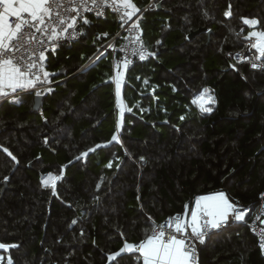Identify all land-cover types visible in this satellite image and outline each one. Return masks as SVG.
I'll list each match as a JSON object with an SVG mask.
<instances>
[{"label":"trees","instance_id":"1","mask_svg":"<svg viewBox=\"0 0 264 264\" xmlns=\"http://www.w3.org/2000/svg\"><path fill=\"white\" fill-rule=\"evenodd\" d=\"M151 1L133 0L140 11ZM243 18L264 30V0H155L143 11L139 25L154 55L126 72L122 96L132 111L117 140L111 55L78 73L115 36L111 15L49 55L51 79L60 82L42 94L39 111L28 93L22 104L0 105V242L16 245L0 251L5 263L109 264L124 242L144 239L202 195L226 192L256 211L264 195V58L261 71L230 62L253 30ZM204 88L215 98L210 113L193 103ZM49 175L60 177L55 189L43 183ZM129 255L122 264H142ZM199 264L264 257L237 226L206 239Z\"/></svg>","mask_w":264,"mask_h":264},{"label":"snow or ice","instance_id":"2","mask_svg":"<svg viewBox=\"0 0 264 264\" xmlns=\"http://www.w3.org/2000/svg\"><path fill=\"white\" fill-rule=\"evenodd\" d=\"M105 6L120 13L122 27L140 12L133 0H0V8L3 9L0 11V102L22 104L21 94H31L30 90L37 86L41 87V91H35L34 94L39 99L43 86L50 83V73L45 70L47 53L54 52L57 47L83 35L84 26L90 23L86 14L94 12L100 17ZM225 16H231V11H226ZM243 23L255 28L258 21L243 18ZM131 27L138 33L134 40L140 41L138 22H134ZM103 35L107 36V33ZM245 39L251 41L250 47L258 52L256 59L264 58V30L251 31ZM136 53L141 60L154 55L148 53L143 44ZM128 62L125 61V67ZM252 67L257 68L259 65L253 63ZM115 82L119 98V72ZM47 91L50 92L51 89ZM209 92L210 89L204 88L199 97L193 100L202 113H210L212 109L206 105L215 103V98ZM120 110L123 112L122 105ZM119 127L118 122L117 128ZM112 139L117 140V136L114 135ZM3 151L12 155L6 148ZM12 158L15 159L14 156ZM108 166L111 167V164ZM58 179L60 177L49 175L43 183L55 189ZM245 215V211L238 210L223 192L202 195L195 200L190 219H186L187 214L170 217L167 229L163 225H153L151 234H146L141 242L135 245L124 242L107 259L109 264H122L125 258H132L129 254H138L135 258L142 261V264H197L195 241L204 243L208 232L221 228L230 216L242 221ZM188 229L191 230L190 234ZM14 247L16 245L0 242V250L6 251ZM260 247L264 250V230L260 233ZM8 264H13L10 258Z\"/></svg>","mask_w":264,"mask_h":264},{"label":"built area","instance_id":"3","mask_svg":"<svg viewBox=\"0 0 264 264\" xmlns=\"http://www.w3.org/2000/svg\"><path fill=\"white\" fill-rule=\"evenodd\" d=\"M2 10L3 9L0 8V11H2ZM102 11H103V15L100 17L96 16L94 12H89L86 14L87 19L90 21V23L87 26H84L83 31L85 32V30L94 21L102 20V19L106 18L108 15L113 16L115 23H116L117 31H116L115 36L106 45L99 46L97 48L95 56L93 57V59L88 64L89 65L92 64L97 59H99L103 54L109 53L111 55L110 67H111L112 73L115 74L121 68H123L126 72H128L135 65L144 62L145 59L148 57V56H146V58L144 60H141L139 58V55L136 53V50L140 48L141 44H143L144 49L149 53V47L144 40L142 29H141L140 25H139L140 41H138V42H136L134 40V37L138 34L137 30L131 27V25L134 22H138V24H139L141 12L137 13L136 16H134L132 18V20L125 23L122 27L121 26L122 21L120 19V13L113 11L111 9V7H109V6L103 7ZM82 36L83 35H78L77 37H75L70 42L64 43L63 46L70 47L74 43L79 42L81 40ZM250 43H251V41L246 40V42L244 43V45L240 49L229 54V56H228L229 60L233 65L245 64L253 71H261L263 69V61L261 59H259V60L256 59V57H257L256 50L254 48L250 47ZM58 48L59 47H57L55 51H57ZM54 52L49 51L47 53V60L45 61V65H46L45 70L47 72H48V57L50 54H52ZM125 61H129L127 63V67H125ZM253 63L259 65V67L253 68L252 67ZM117 64H119V67H116ZM48 79H49L50 83L43 86L44 90H43L42 94L45 93L47 91V89L52 88L55 85V82L51 81L50 78H48ZM35 91H41V87L37 86L36 89L30 90L31 94H34ZM22 94H25V93H22ZM4 102H7V101L0 102V105ZM233 204L237 207L238 210L242 209L245 211V213H246L245 219L242 221H238V220H235L234 218H232V216H230L228 222L226 224H224L221 228L213 229V230L209 231L205 237V240L208 239L211 235L219 233L221 231H224V230H227V229H230L233 227H237V226H244L248 229V231L255 238L257 248L259 249L261 255L264 257V250H262L260 247V233L262 230H264V195L262 194L260 196L259 204L257 206L256 211L253 214H252L250 208L245 207V206L238 204V203H233ZM177 215L178 214L169 216V217L165 218L164 220H162L161 222L154 223L153 225H157V226L163 225L167 229V227H168L167 222H168L169 218L170 217H176ZM151 231H152V229H151ZM151 231L149 232V234H151ZM190 231L191 230L188 229L189 234H190ZM142 240H140L139 242H141ZM139 242L134 243V245L138 244ZM201 244L202 243H200L199 241H195L197 264H199V250H200Z\"/></svg>","mask_w":264,"mask_h":264},{"label":"crops","instance_id":"4","mask_svg":"<svg viewBox=\"0 0 264 264\" xmlns=\"http://www.w3.org/2000/svg\"><path fill=\"white\" fill-rule=\"evenodd\" d=\"M141 12V11H140ZM254 30H256L255 28H253V30H251V31H254ZM117 31V30H116ZM250 31V32H251ZM256 50V49H255ZM256 54H257V56H258V52L256 51ZM263 58H261V60H262ZM48 71H49V69H48ZM112 72V71H111ZM120 73V85L122 84V83H124L125 84V82H126V71L123 69V68H121L120 70H118L115 74H113L112 73V79H110V82L112 83V85H113V90H114V93L116 94V82H115V77H116V75H117V73ZM50 79H51V77H49ZM51 81H53V82H55V84L56 83H59L60 81H54L53 79H51ZM121 92H123V88H122V90H121ZM118 100H119V103H118ZM120 105H122L123 106V112H121V110H120ZM116 106H117V124H118V122L120 123V127H119V129L117 128V132H119V130H120V128H121V126L123 125V121H124V115L127 113V112H129V110H131L129 107H128V105H127V103L125 102V99H124V97L122 96V94H120L119 95V98L117 97V94H116ZM212 194H214V193H212ZM208 195H211V194H208ZM197 199V198H196ZM195 199V200H196ZM194 207H195V201H194V203H193V205L191 206V208L190 209H187L186 211H185V213L182 215V216H185V214H187V216H186V219H190V216H191V211L194 209Z\"/></svg>","mask_w":264,"mask_h":264},{"label":"water","instance_id":"5","mask_svg":"<svg viewBox=\"0 0 264 264\" xmlns=\"http://www.w3.org/2000/svg\"><path fill=\"white\" fill-rule=\"evenodd\" d=\"M154 3H155V0H152V1H151V2H150L145 8L141 11V13H142L143 11H145L146 9H152V8L154 7ZM156 8H157V10H160V9H161V3H157ZM199 32H200V30H198V31H196V32H192L191 34H189L188 37H187L188 40L192 39V38H193L196 34H198ZM210 34H211V32L209 31V32L207 33L208 38H209ZM83 70H84L83 68L80 69V70L78 71V73L81 72V71H83ZM76 74H77V73H76ZM42 100H43V95H42L39 99H37L36 96L34 95V104H33V110H34V111H39V110H40L41 105H42ZM116 136H117V137L119 136V133H118V132H116ZM5 189H6V183H5V188H4L3 191H2V194L4 193ZM223 193L229 198L230 202L235 203V201L232 200V199L227 195L226 192H223ZM199 254H200V250H199Z\"/></svg>","mask_w":264,"mask_h":264},{"label":"rangeland","instance_id":"6","mask_svg":"<svg viewBox=\"0 0 264 264\" xmlns=\"http://www.w3.org/2000/svg\"><path fill=\"white\" fill-rule=\"evenodd\" d=\"M105 45H106V44H105ZM103 46H104V45H103ZM95 54H96V53H95ZM95 54H94V55H93V56H92V57H91V58H90V59H89L84 65H83L82 68H83L84 70H86L87 68H89L92 64L94 65V62H93L92 64H90V65H89L88 63L93 59V57L95 56ZM105 55H107V53H106V54H103L102 56H105ZM102 56H101V57H102ZM93 65H92V66H93ZM82 68H81V69H82ZM48 72L50 73V77H52V76H53V73H52L50 70H49ZM111 73H112V72H111ZM112 77H113V76H112V74H111L110 79H112ZM125 83H126V82H125ZM125 85H126V84H124V83H122V84L120 85V94H122L121 90H122V88L125 87ZM141 86L143 87V88H141V89L144 90V89H146V87H147V83L143 82V83L141 84ZM209 95H210V94H209ZM195 105H196V104H195ZM210 105H211V104H207L206 106H207V107H210ZM196 106H197V105H196ZM197 107H198V106H197ZM131 111H132V110H131ZM131 111H130V112H131ZM120 123H121V122H120ZM117 138H118V137H117ZM0 251H1V250H0ZM2 251H3V250H2ZM4 251H5V250H4ZM0 257H3V259L0 260V264H3V263H4V264H8V260H9V258H6V263H5V262H4V261H5V256H4V255H0Z\"/></svg>","mask_w":264,"mask_h":264}]
</instances>
